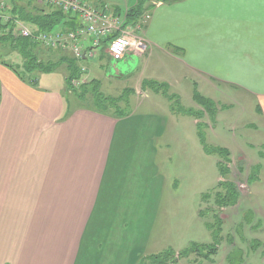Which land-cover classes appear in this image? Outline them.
<instances>
[{
  "label": "crops",
  "instance_id": "crops-1",
  "mask_svg": "<svg viewBox=\"0 0 264 264\" xmlns=\"http://www.w3.org/2000/svg\"><path fill=\"white\" fill-rule=\"evenodd\" d=\"M99 2L116 15L139 5ZM27 4L9 0L7 9ZM146 14L133 33L146 50L131 52L139 63L125 55L116 80L164 57L209 86L255 101L264 123V0H157ZM94 66L90 79L114 78ZM20 74L0 64V264H123L130 257L127 264H137L142 248L122 239L128 222L155 220L164 185L160 122L133 112L121 118L100 113L81 107L77 97L69 103L65 83L50 86L53 73ZM143 76L132 85L146 99ZM239 162L254 169V157L241 153ZM239 206L218 208L223 224ZM244 247L225 246L221 264H254Z\"/></svg>",
  "mask_w": 264,
  "mask_h": 264
},
{
  "label": "rangeland",
  "instance_id": "rangeland-1",
  "mask_svg": "<svg viewBox=\"0 0 264 264\" xmlns=\"http://www.w3.org/2000/svg\"><path fill=\"white\" fill-rule=\"evenodd\" d=\"M104 1L120 3V0ZM154 1L157 0H139L134 9L144 12ZM13 15L5 8L0 35L11 27L5 16ZM127 26L124 24V30ZM128 30L133 34L140 28L134 29L132 25ZM11 33L22 37L14 31ZM37 46L36 54L43 60L55 61L58 53L73 56L69 47L51 48L41 42H37ZM106 47L107 44H103L95 49L91 56L93 61L85 66L88 72L81 77L82 83L90 80L94 64L104 76L112 77L114 71L126 67L124 59L109 57L104 52ZM127 57L138 63L141 59L131 53ZM0 60L15 67L22 63L21 57L1 42ZM143 74L141 86L147 91L146 99L137 97L132 85L136 77ZM67 75L65 65L58 67L50 76L55 83L50 86L64 84ZM98 81L101 96L117 98L129 90L122 96L124 102L113 109L115 113L147 115L161 124L162 158L158 161L159 165L162 163L164 185L159 194L161 198H157L155 220L144 219L140 224L128 222L127 235L122 239L124 243H135L142 248L137 264H221L224 263V247L231 244L245 246L250 261L264 264V123L255 101L253 106L248 97H242L233 89L216 84L209 86L164 57L150 63L146 69L133 72L125 81L115 77ZM65 97L69 103L76 100L75 94ZM91 97L90 90L84 101L75 102L81 107L107 109L101 105L99 95L95 94L94 100ZM205 148L211 153H206ZM241 153L249 159L254 157V169L249 164L240 167ZM230 182L238 192L228 188ZM224 195L238 199L240 208L232 210L229 221L223 224L215 215L222 213L215 204L217 197ZM248 209L256 211L257 215L251 216ZM215 247L221 249L220 254L209 258L206 251Z\"/></svg>",
  "mask_w": 264,
  "mask_h": 264
},
{
  "label": "trees",
  "instance_id": "trees-1",
  "mask_svg": "<svg viewBox=\"0 0 264 264\" xmlns=\"http://www.w3.org/2000/svg\"><path fill=\"white\" fill-rule=\"evenodd\" d=\"M88 1L96 2L101 6L104 5L103 3L99 2L100 0H88ZM16 2H18V0H13V4L16 5ZM35 5L36 4L32 3V4H27L25 7L22 8L19 6L18 9L14 8L13 13L15 12V14L13 15L12 12L10 13V15L13 16H11V20L8 23L9 25H11L10 29L6 34L3 33L0 35V42L8 44V46L21 57L22 63L19 64L20 66L15 67L12 65V63L8 64L4 60L3 61L0 60L1 61L0 64L14 70L19 76H21L20 73L22 72L25 75L51 74L55 72V70L58 67L65 65L68 70V75L67 77H65L64 83L68 94H75V96L78 99L83 100L91 90L92 93L91 98L93 99L95 94L97 96L99 95L100 102H103V104L101 105L107 108L105 110L96 109V111L100 113L109 112L115 117L117 116L118 118L127 115L120 112L115 113L116 111H114L113 109H117L118 104L124 102L122 100L123 99L122 96L125 95L126 92L128 94L129 90H126L125 93L122 92V95H119L117 98L101 96L102 94L99 92L100 81H98L97 79H90L89 81L81 83L82 81L81 77L84 75V73L81 71V67L79 66V63L84 61L83 59L78 61L73 57L67 56L66 54L58 53L59 57L55 61L43 60L38 54H36L37 52L36 48L38 47L37 42H35L31 38L14 37L12 35L11 32L13 31L17 23L26 25L28 28L31 29V31L34 34L54 33L56 31L67 32L74 30L76 28L77 23L74 16L65 14L56 8L45 7V6H42L43 8H41L39 7V5L37 6ZM141 14L142 12H140L139 10L137 11L135 9H132L131 11L127 12L125 16L124 24H128L129 22H133L137 20L138 18H140ZM106 41L107 40H105L102 44H105ZM157 87H159L158 84ZM141 90L145 91V89H143V85L141 86ZM204 151L206 153H211L207 148H205ZM228 188H232L235 190V192H238L235 185L232 182H230ZM237 200L238 199H228L227 196L224 195L223 197H219V198L217 197L216 206L217 207L234 206L237 203ZM217 218L220 220V223H222L221 219L219 217ZM212 251H216V247L207 250L206 254L208 255Z\"/></svg>",
  "mask_w": 264,
  "mask_h": 264
},
{
  "label": "built area",
  "instance_id": "built-area-1",
  "mask_svg": "<svg viewBox=\"0 0 264 264\" xmlns=\"http://www.w3.org/2000/svg\"><path fill=\"white\" fill-rule=\"evenodd\" d=\"M8 0H0V23L2 13L7 6ZM34 4L45 7H52L62 11L65 14L74 16L76 20V28L74 30L55 33L34 34L27 28L18 26L14 32L22 37L31 38L35 42H41L47 46L53 47H69L74 58L82 59L93 56L84 44L89 43L92 47L99 46L103 41L109 40L107 46V54L115 58L116 53L112 51V45L118 40L128 41L123 46L120 58L126 53L139 50H145V44L141 39L136 38L127 29L124 30L123 17L114 16L106 7L97 6L86 0H25ZM149 15H145L143 20H147ZM119 58V59H120ZM116 59V58H115ZM84 71V69H82ZM77 84V83H74Z\"/></svg>",
  "mask_w": 264,
  "mask_h": 264
},
{
  "label": "clouds",
  "instance_id": "clouds-1",
  "mask_svg": "<svg viewBox=\"0 0 264 264\" xmlns=\"http://www.w3.org/2000/svg\"><path fill=\"white\" fill-rule=\"evenodd\" d=\"M128 41H125L123 39L116 41L113 45H112V51L116 53V59L120 58V53L123 50V46L125 44H127Z\"/></svg>",
  "mask_w": 264,
  "mask_h": 264
},
{
  "label": "water",
  "instance_id": "water-1",
  "mask_svg": "<svg viewBox=\"0 0 264 264\" xmlns=\"http://www.w3.org/2000/svg\"><path fill=\"white\" fill-rule=\"evenodd\" d=\"M145 1H149V0H145Z\"/></svg>",
  "mask_w": 264,
  "mask_h": 264
}]
</instances>
